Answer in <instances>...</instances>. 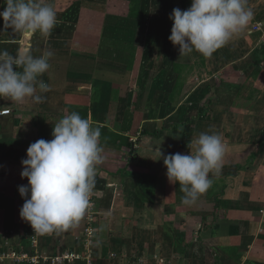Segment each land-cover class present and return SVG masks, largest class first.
I'll return each mask as SVG.
<instances>
[{
    "label": "crops",
    "instance_id": "crops-1",
    "mask_svg": "<svg viewBox=\"0 0 264 264\" xmlns=\"http://www.w3.org/2000/svg\"><path fill=\"white\" fill-rule=\"evenodd\" d=\"M37 2L57 13L51 35L5 29L0 18V50L54 53L37 78L50 88L40 93L37 86L42 103L0 99L13 111L0 117V264H28L7 256L13 247L41 264L88 255L85 215L44 234L19 215L26 149L51 140L54 123L73 109L101 131L92 264H157L155 256L172 264H264V0H247L249 24L207 57L196 50L180 55L168 39L170 13L191 0H144L150 12L140 18L128 17L129 0ZM201 132L219 134L225 152L208 190L185 205L163 156L194 154Z\"/></svg>",
    "mask_w": 264,
    "mask_h": 264
},
{
    "label": "clouds",
    "instance_id": "clouds-1",
    "mask_svg": "<svg viewBox=\"0 0 264 264\" xmlns=\"http://www.w3.org/2000/svg\"><path fill=\"white\" fill-rule=\"evenodd\" d=\"M0 11L4 28L15 32L37 31L48 36L57 24V13L51 4L37 0H5ZM247 0H191L186 10L174 8L169 15L173 21L168 39L179 45L181 54L193 50L211 56L226 45L234 35L249 24L253 12ZM50 50L34 57L29 48L15 54L0 50V97L23 102L31 97L42 103L46 97L37 94L50 90L37 78L49 68ZM22 67V72L17 68ZM52 139L31 143L26 158L21 159V178L28 184L18 186L24 203L19 210L22 219L35 232L50 233L67 229L78 222L90 205L94 188L96 165L103 160L100 128L93 126L78 112H71L54 123ZM195 153H174L163 156L166 175L178 182L184 193L182 203L194 204L212 184L209 173L219 171L225 145L217 133L201 132L194 141ZM160 157L163 155L159 150Z\"/></svg>",
    "mask_w": 264,
    "mask_h": 264
},
{
    "label": "built area",
    "instance_id": "built-area-1",
    "mask_svg": "<svg viewBox=\"0 0 264 264\" xmlns=\"http://www.w3.org/2000/svg\"><path fill=\"white\" fill-rule=\"evenodd\" d=\"M12 112L13 111L10 108L0 107V117L8 116L12 114ZM96 199H97V194L94 191H92L90 195V205L85 212V225H84V236H85L84 241H85V246L87 247L86 250L88 252L87 257L78 254L77 255L65 254L61 257H56L52 259L54 264H61L62 262H66V261L70 262L74 259H80L82 257L88 260V264H92L90 254L92 253L91 246L94 244V240L96 237V227L94 224L96 223V219L98 215ZM7 256L14 259L18 263L27 262L28 264H41L39 256L31 257L28 254L19 252L14 247L11 248L10 253ZM46 259L47 258H45V260ZM155 260L157 264H172V262L167 261L161 256H155Z\"/></svg>",
    "mask_w": 264,
    "mask_h": 264
},
{
    "label": "trees",
    "instance_id": "trees-1",
    "mask_svg": "<svg viewBox=\"0 0 264 264\" xmlns=\"http://www.w3.org/2000/svg\"><path fill=\"white\" fill-rule=\"evenodd\" d=\"M130 2V11H129V14H128V17L130 18H140L144 11H145V2L144 0H129ZM73 111L77 112L78 110L76 109H73ZM88 115V113H87ZM85 117V116H84ZM115 139L118 140H124L126 141L127 144H125L126 146H129L131 147V143L128 142L127 138L123 137V136H117L115 135ZM121 146H123V144H120Z\"/></svg>",
    "mask_w": 264,
    "mask_h": 264
},
{
    "label": "rangeland",
    "instance_id": "rangeland-1",
    "mask_svg": "<svg viewBox=\"0 0 264 264\" xmlns=\"http://www.w3.org/2000/svg\"><path fill=\"white\" fill-rule=\"evenodd\" d=\"M152 14H153V16H157V18L158 17H160V15H162V14H160L159 12H160V10L158 9V7L157 6H155V7H153L152 8ZM149 12H150V8H149V6L147 7V8H145V11H144V14H143V16L145 15V16H149ZM152 16V17H153ZM156 27H158V28H161L162 29V25L161 24H158V26H156ZM150 25H147L146 27L145 26H142V32L144 33V38H145V34L147 33V32H149V30H150ZM148 29V30H147ZM95 225V227H96V223L94 224Z\"/></svg>",
    "mask_w": 264,
    "mask_h": 264
}]
</instances>
